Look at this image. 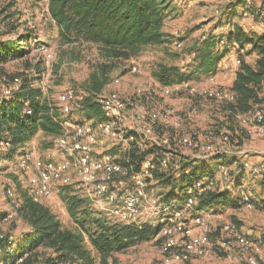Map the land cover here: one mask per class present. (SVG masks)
<instances>
[{"label": "rangeland", "instance_id": "1", "mask_svg": "<svg viewBox=\"0 0 264 264\" xmlns=\"http://www.w3.org/2000/svg\"><path fill=\"white\" fill-rule=\"evenodd\" d=\"M234 2L235 0H170L163 25L166 41L163 44L144 46L129 59H111L107 58L99 46L94 43L65 42L60 34L59 26L51 16L49 0H0V40L15 38L26 31H32L36 36L29 45L30 53L24 58L10 60L3 66L0 74V101L4 99V89L9 84L8 80L17 74L30 73L40 75V78L35 81V87L41 88V100L48 103L58 113V120L62 121L65 118L58 111L57 105L60 93L72 87L85 92L87 94L85 95L86 99L87 96H93L95 93L93 92L95 79H98L99 82H105L101 91L98 92L117 90L122 98L129 103L131 116L135 113L136 117L140 111L134 103L148 110L161 105L180 107L183 108V112L193 109L196 114L192 120L188 121V124H185L184 132L201 139L203 143H214L218 148L229 151L227 154H215L206 158L217 163H212V168L215 170V187L219 190L230 191L233 190L231 189L232 182L234 184L240 182V184L247 186L255 198H264L262 181L255 178L248 169H245L246 161L257 160L254 159L256 156L264 155V134L252 137L244 133V128L227 114L230 104H218L212 100L198 98L190 95L184 89L176 90L169 96H163V84L155 77V72L162 66L177 67L183 72H187L196 60L195 51L199 44L210 36L227 33L235 24L244 26L243 28L248 34H264V27L261 24L255 22L252 24L249 18L234 11ZM230 8L232 9L230 10ZM36 41L40 42L38 47H36ZM177 41L182 42L181 48L176 46ZM219 47L223 49L221 46ZM45 48L47 52H44ZM241 48L236 47V54L237 50L239 51ZM242 49L243 52L236 55L232 65L224 68L225 65L222 62L216 73L202 74L190 80L204 85L205 79L214 76V83L208 85L230 88L241 65V63H237L236 59L246 57L247 61L255 66L259 56L258 51L252 50L250 45ZM48 59L50 62L47 61ZM40 61L43 64L41 66L43 71L38 73L36 66ZM27 62L33 65L31 70L26 67ZM106 63L111 65V68L107 74H102L100 66ZM134 64L139 65L138 72L131 71ZM138 86H145L151 94L137 95ZM260 108L264 112V100ZM95 117L97 116L89 115L83 104L81 109L75 110L71 114L70 120L82 121ZM127 125L132 128L129 127V132L136 131L134 120L127 122ZM236 129L242 130L241 137L238 136L233 139L230 144L224 143L221 139V132L235 131ZM65 130L62 128L63 132ZM156 130L159 133L172 132L170 126H162L161 124L157 125ZM59 135L60 133L54 134L40 129L27 147L28 149H36L38 152L54 149L55 140ZM100 138H103L105 144L115 153L117 152L119 155L124 153L123 150H120L121 148H116L112 139L102 135ZM140 140L138 137V141ZM132 145L134 148L140 147L137 141ZM9 148L11 146L0 149V155L6 153ZM178 149L185 154L193 153L186 146H181ZM184 157L185 159L188 158V156ZM206 159L198 160V162L204 163ZM29 163V169L24 170L18 162V157L4 163L0 162V234L9 236L12 240L21 238L22 235L31 230V225L18 212L24 193H28L24 181L34 171L33 161L31 160ZM221 165H227L230 169V176L226 180H221L217 174ZM175 177L177 180L175 186L177 187H174L172 182H162L159 179L158 183L148 190L149 193L159 197H170L178 194L180 192L178 183L182 181V178L180 175ZM66 187L72 188L77 195L87 200L73 186ZM10 188L14 194L8 192ZM60 191L50 197H45L42 203L50 207L57 215L63 228L77 231L79 225L71 215L68 202L63 200L59 194ZM233 192L234 196L237 197L238 191ZM238 202L237 199V205L212 208L213 216L210 225L216 227L223 222H237L243 232L254 240L259 248L257 249L259 255L248 251L240 255L228 256L214 247L208 256L193 258L186 264H249L247 261L250 256L257 258V264H264V208L256 206L253 209H248L241 201ZM85 240L87 248L92 249L88 238ZM50 256H55L53 249L42 245L31 254L30 264H44ZM93 256L95 257V264H100L99 256L95 251H93ZM114 256L120 264H162L164 254L159 243L154 240H147L124 251L115 252ZM0 264H3L1 260Z\"/></svg>", "mask_w": 264, "mask_h": 264}, {"label": "built area", "instance_id": "2", "mask_svg": "<svg viewBox=\"0 0 264 264\" xmlns=\"http://www.w3.org/2000/svg\"><path fill=\"white\" fill-rule=\"evenodd\" d=\"M241 13L252 22L264 24V0H242ZM182 45V42H176L178 48ZM224 45L225 38H222L219 46ZM44 52H47L46 48ZM242 52V48L237 50V54ZM47 61L50 62L49 59ZM236 61L238 64L241 63L240 58ZM5 64L0 63V74ZM131 71L138 72L139 65L134 64ZM213 81L214 76H211L205 79L204 85L191 80L163 85L162 95L169 96L176 90L184 89L198 98L212 100L218 104L236 105L237 95L233 88L208 85L213 84ZM8 83L4 89V99L13 97L20 90L21 78L14 76ZM261 90L264 97V77L261 80ZM146 91L145 86H138L136 93L139 96L151 94L150 91ZM85 95H87L85 92L72 87L60 93L57 105L65 118L62 126L63 130H66L55 140L54 149L38 152L36 149L27 148L18 156V162L24 170L29 169V162L33 161L34 171L28 175L24 183L28 195L34 201L42 202L45 197L54 195L66 186H73L87 198L103 219L111 223L136 226L151 224L158 227L153 240L161 246L164 254L162 264H186L193 258L208 256L214 247L228 256L248 251L258 254L254 240L243 232L237 222H223L213 227L210 225L212 208H198L202 196L214 185L210 177L203 176L189 185L183 198L159 197L148 191L151 186L158 183L156 173L159 169L170 176L181 175L184 169V156L198 161L211 155L229 152L218 148L214 143H203L201 139L184 132L185 124H188L196 114L193 109L183 112V108L180 107L161 105L148 110L134 103L140 111L136 117L135 113L131 116L129 103L114 89L93 94L94 101L102 112V118L70 120L71 114L83 107ZM151 98L154 99L153 96ZM227 114L234 118L244 128L243 132L249 136L264 134V112L260 104H255L247 112H237L230 107ZM130 120L136 123L134 126L136 131L129 132L130 126L127 122ZM159 124L170 126L172 132H157L156 127ZM100 135L112 139L116 148H121L124 153L122 155L115 153ZM241 135L242 130H226L221 132V139L224 143L230 144L233 138ZM135 141L141 148L148 144L156 145L163 153L156 158H146L135 166L130 163V153L134 149L132 143ZM10 146L11 143L0 131V149ZM181 146H186L193 153L185 154L179 151L178 148ZM58 151L60 153H57ZM124 160L128 165L124 164ZM6 161L9 159L3 154L0 155V162ZM249 169L264 186V163L251 166ZM230 173L227 165H221L217 172L221 180L228 179ZM231 184L233 189L236 184L234 182ZM237 191L244 206L253 209L255 196L247 186L239 184ZM8 192L14 194L11 188ZM12 241L10 238L9 243ZM26 256L27 254L19 257L15 264H26ZM247 262L257 264V258L250 256Z\"/></svg>", "mask_w": 264, "mask_h": 264}, {"label": "trees", "instance_id": "3", "mask_svg": "<svg viewBox=\"0 0 264 264\" xmlns=\"http://www.w3.org/2000/svg\"><path fill=\"white\" fill-rule=\"evenodd\" d=\"M169 2L170 0H49V10L65 42L94 43L107 58L129 59L144 46L163 44L166 41L163 25ZM35 38L32 31H26L15 38L0 40V63L24 58L30 53L29 45ZM222 38H225L223 49L218 48ZM36 42L38 47L40 42ZM234 43L242 48L250 45L252 50H258L260 54L255 66L242 57L232 85L237 103L231 105V109L247 112L255 104L261 105L264 100L261 90V80L264 77V34H248L242 26L235 24L227 33L210 36L201 42L195 51L196 60L187 72L177 67L162 66L155 72V77L163 85H172L202 74H214L225 52ZM42 65V61L37 64L38 73L43 71ZM26 67L31 70L33 65L27 62ZM100 68L102 74H107L111 65L101 64ZM16 76L21 78L20 90L13 97L0 101V131L11 143V148L3 156L10 161L26 151L38 130L59 134L63 128L62 120L57 118L58 113L41 100V88L35 87V81L40 75L21 73ZM94 82L93 92L101 91L105 82H99L98 79ZM84 109L90 116L96 115L97 119L103 117L91 95L86 97ZM161 152L163 153L153 144L144 148L135 147L130 153V163L136 166L146 158H156ZM124 164L128 165V162L124 160ZM183 164L184 169L180 175L182 181L178 183L180 192L170 197L183 198L189 185L208 176L214 185L202 196L198 208L237 205V199L243 203L237 192L240 182L233 190H219L215 187V170L212 167L189 158L183 159ZM156 176L162 182H172L177 187L175 176L160 169ZM233 191L238 193L237 197ZM59 194L68 202L79 229L72 231L63 228L50 207L34 201L25 192L18 212L31 225V230L21 238L14 239L11 244V237L0 234V260L3 264H15L19 257L26 254L25 263L30 264L31 254L42 245L53 249L55 253L44 264H95L93 251L98 254L100 264H120L114 256L115 252L153 240L158 231V227L151 224L136 226L111 223L103 219L89 201L77 195L70 187L61 189ZM253 202L255 207L264 208V200L254 198ZM86 238L92 249L87 248Z\"/></svg>", "mask_w": 264, "mask_h": 264}, {"label": "crops", "instance_id": "4", "mask_svg": "<svg viewBox=\"0 0 264 264\" xmlns=\"http://www.w3.org/2000/svg\"><path fill=\"white\" fill-rule=\"evenodd\" d=\"M258 2V1H257ZM235 6H234V11H236L237 13L239 12V13H241V8H242V0H235ZM252 24H253V22H252ZM236 25H239V26H241L240 24H236ZM256 26H258V25H256ZM242 27H244V26H242ZM262 27H264V24H262ZM263 34V33H262ZM238 46V44L237 43H234L233 44V46H229V50L228 51H226L225 52V55L222 57V59L220 60L221 62H219V64H218V67H220L221 66V64H222V62L224 63V65H225V67L224 68H226V67H228L229 65H232V61L236 58V48H234V47H237ZM218 48H220L219 47V45H218ZM256 51H258V50H256ZM259 53V52H258ZM259 56H260V54H259ZM259 56H258V58H259ZM245 59H246V57H244ZM246 61H247V59H246ZM248 62V61H247ZM220 65V66H219ZM218 70V69H217ZM237 73V72H236ZM235 77H236V75H235ZM234 80H235V78H234ZM234 82V81H233ZM232 85H233V83L231 84V87H232ZM40 130H38V132H39ZM37 132V133H38ZM62 156V155H61ZM254 159H257V160H252V161H246L245 162V169H248V170H250L249 168L251 167V166H255V165H257V164H260V163H263L264 162V155L263 156H256V158H254ZM217 164V163H215V161L214 160H212V161H210V160H204V164H206V165H209L210 167H212V165L213 164ZM258 200H260V201H263L264 200V198L263 197H256ZM256 248L257 249H259L258 247H257V245H256Z\"/></svg>", "mask_w": 264, "mask_h": 264}]
</instances>
